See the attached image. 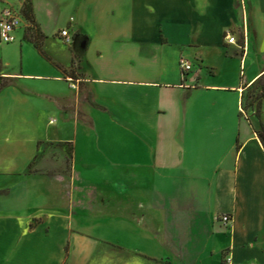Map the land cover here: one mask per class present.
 I'll return each instance as SVG.
<instances>
[{"label":"crops","instance_id":"crops-1","mask_svg":"<svg viewBox=\"0 0 264 264\" xmlns=\"http://www.w3.org/2000/svg\"><path fill=\"white\" fill-rule=\"evenodd\" d=\"M25 1L0 5L21 12ZM32 1L48 58L32 40L37 29L24 18L15 47L22 53L35 48L58 70L55 78L71 89V94L39 93L55 100L56 110L93 129L98 123L80 110L82 104L118 117L121 147L118 160L82 157L79 169L76 142L42 139L28 169L17 168L26 144L17 130L23 123L15 115L29 105L27 82L43 76L25 74L24 60L21 70H9L0 54V127H8L0 129V176L42 174L65 186L60 194L37 201L30 181L18 184L20 197L15 185L0 186V207L8 205L0 214V264H107L92 255L99 245L112 247L95 239L111 237L119 238L120 251L137 258L119 264H223L228 255L233 264H264V146L256 132L264 125V102L261 118L243 109L248 90L264 75V0ZM68 6L80 17L61 23L55 13ZM61 29L69 30L72 44ZM228 30L237 43L226 40ZM51 39L67 44L69 63L56 60ZM4 44L0 39L2 50ZM170 47L179 49L170 56ZM209 52L245 67L240 78L219 83ZM182 57L199 64L184 74L175 63L170 73L167 62ZM93 59L98 74L89 71ZM250 60V68L259 65L248 75ZM206 65L211 66L204 75ZM71 80L78 81L77 88ZM112 93L120 98L118 107L98 96ZM129 139L135 141L134 160ZM42 142L73 146L71 158L64 156L65 170L43 168ZM106 173L120 175L118 198L109 194V182L78 183L84 175ZM83 188L89 196L81 194ZM16 203L28 215L22 217ZM225 214L231 216L227 224L221 220Z\"/></svg>","mask_w":264,"mask_h":264},{"label":"rangeland","instance_id":"rangeland-1","mask_svg":"<svg viewBox=\"0 0 264 264\" xmlns=\"http://www.w3.org/2000/svg\"><path fill=\"white\" fill-rule=\"evenodd\" d=\"M19 1V0H18ZM26 2V1H25ZM53 9L55 6H51ZM55 13L57 14L58 20L61 21V23L68 24L71 21V18L77 19L80 17L78 12L74 10L72 6H68L67 9H64L63 12ZM60 17V18H59ZM54 26V25H53ZM62 30V29H61ZM14 43V42H13ZM18 44V42L7 45L5 43V47L3 50L0 48V54H4L6 56V60L9 62V70L11 71H19L21 70V62L24 60V73L25 74H32V75H40L41 77H33L31 80L27 82L28 85L32 88V93L30 92L29 95V105L26 106L24 109H20L16 113V118L19 122H22L23 125L19 126L17 130H20V135L23 136V141L26 144L25 147V154L21 155L20 158L16 161V167L21 169V171H26L29 167V158L31 157V160L34 158L38 153L37 150V142L39 140H62V141H74L76 142L77 146V161L79 163V169H83L81 167V158H87L90 156H101L103 157L105 161L113 162L114 160H118L120 147H121V141H120V123L121 120L116 118H111L110 116H107L106 113H103L100 110L92 109L90 105L82 104L80 107L82 112L90 113L93 115V117L96 119L98 126L96 129H93L90 127L89 124H87L86 121L83 119H76V118H70L63 114V112L56 110L55 100H51L50 98H46L45 95H41L39 92H46L55 95L60 94H71L70 93V87L67 82L59 81L55 77L58 74V70L51 66L45 59H43L37 52L35 48L30 46L27 51L22 53V51L18 50L15 46ZM49 49L56 58V60L61 61L63 63H69L71 61V52L70 48L67 46V44L59 41L58 39H51L49 42ZM170 51V56L173 53V50H176L175 54L177 53L178 47H170L168 48ZM211 62L215 64L214 68L217 70V78L216 80L223 84L226 82H236L240 76L242 70H245V67L240 66L237 62L232 63L230 60H226L221 56L218 52H212L208 54ZM190 61V59L186 57H182ZM181 58V59H182ZM181 59L176 60V62H173L172 60L167 62V65L169 68L166 67V69H169V72L171 73L172 66H174L175 69V63L178 66L179 71L181 72V66L180 61ZM91 66L89 67V71H91L92 74H98L99 68L97 66V61L95 59L91 60ZM192 62V61H191ZM195 67L197 64L194 60L193 62ZM252 65V61L250 60L247 74L249 75L251 71L258 66L259 64L254 63L253 68H250ZM211 65H206L204 67V71L202 72L204 75H207L209 73L208 67ZM212 68V67H211ZM245 75V72L244 74ZM44 77H48L49 80L43 79ZM70 89V90H68ZM81 89L83 91V97L86 99L88 93L87 87H85L83 84L81 85ZM35 92H38L35 93ZM257 93H260V89L257 91ZM249 94V90L247 92V95ZM27 95V96H28ZM101 102L118 107V103L120 98H116L117 95L112 94H102L98 95ZM165 101V100H161ZM228 101V100H227ZM226 101V102H227ZM231 101V100H229ZM248 103V102H247ZM243 109L246 113H252L253 115H256V108H251L249 106L245 107V104H243ZM244 113V112H243ZM54 119V121H51ZM4 125L7 124V121L3 122ZM7 126L0 127L1 130H7ZM131 130V129H129ZM134 144L135 141L130 140L127 144V149L129 152V158L130 160H134ZM73 155V146L72 145H64L60 143H51V142H42L41 144V154H40V161H43L42 166L46 163V167H43L44 169H51L54 171L57 170H65L66 165V158L68 160ZM64 156L66 158H64ZM39 162L33 166V169L37 167ZM53 165V166H52ZM80 176V175H79ZM90 177L87 178V175H84V178L79 177V182L84 187H86V183L88 182L87 179H91V181L96 183H104L109 182L113 185V190L109 189V194H112V196L118 198V191H119V174H113V173H106V174H99V175H88ZM25 177V175L16 176L15 178H9L6 176H0V186H13L16 188V197H20V194L23 192V189H19L18 184L24 183L25 181H30L31 186V197L32 200L35 201L36 199L39 200L41 198H50L54 197L57 194H60V192L64 191V184L60 181H57L55 178H51L42 174H36L30 177ZM103 188V187H102ZM107 192V189H106ZM81 194H85V196H89V189L86 190L83 188V191H81ZM35 199V200H34ZM36 200V201H37ZM33 208L35 207V204L31 202ZM17 207L15 209L21 210L19 213L22 215V217L28 215L27 209H23L22 206H19L16 203ZM4 207H0V214L6 213V210L8 209V205H3ZM14 206V205H13ZM131 205L130 207L132 208ZM14 208V207H13ZM118 237L115 238H100L95 239L105 244L110 245L104 246L99 245L98 247H101L100 250H96L92 257L94 258L93 261H98L102 263L107 264H119L121 262L125 263L128 261V263H133L137 258L133 255H126L125 252L120 251L119 243H118ZM218 263V262H217ZM215 263V264H217ZM219 264V263H218Z\"/></svg>","mask_w":264,"mask_h":264},{"label":"built area","instance_id":"built-area-1","mask_svg":"<svg viewBox=\"0 0 264 264\" xmlns=\"http://www.w3.org/2000/svg\"><path fill=\"white\" fill-rule=\"evenodd\" d=\"M5 0H0V2H4ZM23 17L21 15V12L9 4L0 5V39L2 43H13L16 41V35L15 32L17 29H19L23 24ZM61 36L65 40L66 43L72 44L73 43V37L71 36L68 29H64L60 32ZM226 40L229 43H237L238 39L234 35V33L231 30H228L226 32ZM180 66L184 74L190 72L193 70V63L185 58H182L180 61ZM72 87L77 88L78 87V81L71 80ZM221 220L224 223L231 222V216L228 214H225L221 216ZM223 264H233V261L231 259V256L228 255L225 258V261Z\"/></svg>","mask_w":264,"mask_h":264},{"label":"trees","instance_id":"trees-1","mask_svg":"<svg viewBox=\"0 0 264 264\" xmlns=\"http://www.w3.org/2000/svg\"><path fill=\"white\" fill-rule=\"evenodd\" d=\"M21 15L24 19L28 20L29 22H31L34 26H35V32L32 35V40L35 44V46L37 47V49L40 51V53L47 57L45 51L43 50V46L41 44V39L42 35H40L38 32H40L38 30V24L36 22V17H35V11H34V5H33V1L32 0H26V2L24 3V6L22 8L21 11ZM40 39V40H39ZM3 84L0 85V89L3 88ZM260 89V93H257V91ZM248 102V103H247ZM264 102V75L259 78L254 84L253 86L249 89V94L247 95V99L244 102L245 107L249 106L251 108H256L255 112L257 117L261 118L262 115V105ZM243 115V113L241 112V116ZM257 134L264 146V125L261 123L260 129H258Z\"/></svg>","mask_w":264,"mask_h":264}]
</instances>
